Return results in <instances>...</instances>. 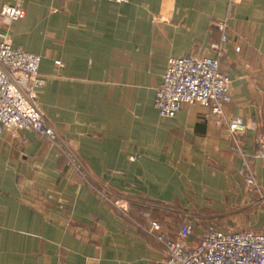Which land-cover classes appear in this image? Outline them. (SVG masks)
Listing matches in <instances>:
<instances>
[{"label": "crops", "instance_id": "1", "mask_svg": "<svg viewBox=\"0 0 264 264\" xmlns=\"http://www.w3.org/2000/svg\"><path fill=\"white\" fill-rule=\"evenodd\" d=\"M7 6L26 15H0V32L41 57L38 105L96 189L35 133L4 130L0 264H163L152 221L169 236L190 224L192 240L210 226L264 232V0ZM217 55L231 79L225 114L248 126L238 144L199 105L165 118L154 104L170 57Z\"/></svg>", "mask_w": 264, "mask_h": 264}, {"label": "built area", "instance_id": "2", "mask_svg": "<svg viewBox=\"0 0 264 264\" xmlns=\"http://www.w3.org/2000/svg\"><path fill=\"white\" fill-rule=\"evenodd\" d=\"M105 1L126 4L130 0ZM242 2L231 0L232 5ZM0 15L12 23L22 20L26 12L19 6H7ZM226 27V23L219 24L223 33ZM222 40H227L225 34ZM213 48L220 49L218 45ZM40 64L39 55L15 47L8 33L0 32V136L7 129L35 133L67 159L71 170L85 185L96 189L77 153L48 123L38 105L46 85ZM230 85L231 79L220 70L218 55L170 57L156 91L155 108L161 117L168 118L176 116L186 104L199 105L207 109L208 117L224 127L227 136L238 144L248 126L241 119L225 114V106L233 101ZM242 172L248 183H254L247 166ZM146 231L163 245V264H264V232L210 226L198 239L192 240V225L184 224L175 236H169L157 221H152Z\"/></svg>", "mask_w": 264, "mask_h": 264}]
</instances>
